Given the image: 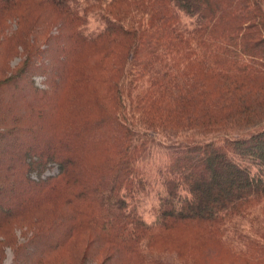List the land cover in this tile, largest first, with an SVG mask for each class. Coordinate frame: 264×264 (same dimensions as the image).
<instances>
[{
  "label": "trees",
  "instance_id": "1",
  "mask_svg": "<svg viewBox=\"0 0 264 264\" xmlns=\"http://www.w3.org/2000/svg\"><path fill=\"white\" fill-rule=\"evenodd\" d=\"M78 1L0 0V263L85 264L97 241L103 264H264V0Z\"/></svg>",
  "mask_w": 264,
  "mask_h": 264
},
{
  "label": "rangeland",
  "instance_id": "2",
  "mask_svg": "<svg viewBox=\"0 0 264 264\" xmlns=\"http://www.w3.org/2000/svg\"><path fill=\"white\" fill-rule=\"evenodd\" d=\"M85 0H79L77 3L82 6ZM24 10L28 9V12L31 13V16L33 17H37L41 21H44V23H42V25H45L46 20L48 19V17L50 16L49 11L46 9V7L41 6L39 4V2H27L24 5ZM49 14V15H48ZM53 19H55L54 17H52ZM183 22L185 25L189 23H192L193 20H191L189 17L183 15ZM58 20V21H57ZM55 20V26L49 31L48 36H58L59 32H60V27L62 24H66V20L65 19H57ZM88 23V22H87ZM105 22L102 21L101 19L97 18L96 16L94 17L93 15L90 16L89 19V23L86 25V34H93L96 33L97 31H99V29H102L104 27ZM42 25H40L38 28H41ZM19 22L17 20H9L8 21V27L5 29V33L9 36H11L12 34H14V32H16V30L19 28ZM3 36V35H2ZM1 36V37H2ZM35 33L31 34L30 39H34L35 37ZM47 36V37H48ZM45 40L43 38H39L38 42L41 43L42 48H46L45 44ZM70 40V39H69ZM68 40V41H69ZM69 45L71 46V48H76L74 43H72V41L69 42ZM40 46V47H41ZM86 53H89V49L88 47L85 48ZM20 53H15L14 55H12L10 57V59L7 61L8 66L11 67V69H15L16 66H18L21 61L25 60V55H22L21 53H24L23 49H19ZM41 62H37L36 65H40ZM104 67V65H103ZM103 67L101 68V79L104 77L105 72L103 71ZM101 79H99V81L97 83L101 82ZM33 82L34 85L36 87H38L41 90H45L47 89V84H46V77L43 75H36L33 77ZM97 83H94V85H96L97 87ZM164 135H160V138H164ZM58 172L57 168L53 169L52 171H47L43 177L49 176V175H55ZM155 188L148 190L145 193H140V199H139V209L141 214L143 215L145 221L147 223H155L157 221V215L156 213L153 211V208L158 205L159 203V196L165 194V192H162L160 189V185L156 184L154 186ZM43 212H45V210H43ZM52 211L50 210H46V214H50V215H54L55 213H51ZM33 227L29 226V225H18V227L14 228V232L12 234L13 236V240H15V242L17 243V245L19 244H26L29 243L30 239L32 238V235L34 233V230L32 229ZM59 231H63V228L60 229ZM89 236H80L78 238H76V240L74 242H72L70 244V246L68 247V254L65 253L62 255L63 257H65L63 260L64 261H69L72 263V259L74 258L73 255H70L71 252V248H75V246L80 242L83 243L82 246L86 245L85 243H87L89 241ZM5 241V239L3 237L0 236V241ZM177 241V240H176ZM34 243V242H33ZM177 243V242H176ZM192 244V243H191ZM196 244L193 242V245ZM178 245L180 246L181 243H178ZM183 246H189L187 244H183ZM103 247L99 245V243L97 241L94 242L93 248H92V255L90 256V259L87 260L85 262V264H103L104 262V257L108 255V252L106 251L105 254L102 255V253H104L105 250L102 249ZM26 251L24 250V258H28L31 261H35L38 256L37 255L38 252H36V249H34L33 247H27L25 248ZM85 249V248H84ZM101 250V252H100ZM174 250L177 251L178 247H174ZM183 251L181 250H178ZM101 253V255L99 256V259L95 258V255L97 253ZM99 255V254H97ZM96 255V256H97ZM71 258H70V257ZM98 257V256H97ZM63 262L62 260L59 261V263ZM0 264H18V261L16 262V252L14 250V248L12 247H7L5 249V253H4V259L3 261H1ZM79 264H81L79 262Z\"/></svg>",
  "mask_w": 264,
  "mask_h": 264
}]
</instances>
